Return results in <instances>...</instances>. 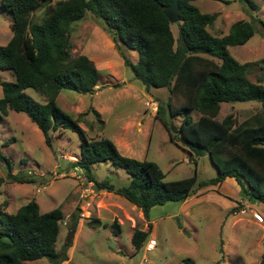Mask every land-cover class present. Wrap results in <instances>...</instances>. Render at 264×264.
Masks as SVG:
<instances>
[{"label": "trees", "instance_id": "16d2710c", "mask_svg": "<svg viewBox=\"0 0 264 264\" xmlns=\"http://www.w3.org/2000/svg\"><path fill=\"white\" fill-rule=\"evenodd\" d=\"M51 1L46 5L47 0H0V9L11 17V36L0 45V70L9 69L15 77L14 81L0 80V120L9 110L24 113L48 146L51 131L68 129L76 133L79 143L73 166L97 189L124 197L147 220L146 230L135 228L132 232L135 253L151 240L150 210L186 200L194 193L196 183L197 189L218 187L226 178H234L243 201L264 203V85L248 77L254 62H240L228 49L245 44L257 33L254 20L235 21L226 34L217 36L209 30L216 16L200 11L195 0ZM239 1L250 11L258 7L254 0ZM41 6V21H33L32 14ZM174 6L179 16L177 38L165 15V9ZM86 11L103 20L118 49L139 53L136 63L121 56L147 91L167 89V100L155 101L154 118L160 120L173 142L178 140L185 147L189 161L207 154L217 169L215 177L197 181L194 172L191 177L165 181L157 163L122 155L106 137L89 138L78 118L58 106L56 99L62 89L91 93L99 80L93 61L85 54L72 56L70 51V25L82 19ZM257 23L264 35V20ZM28 88L42 100L27 94L24 90ZM172 98L181 103L173 104ZM243 101H257L262 110L239 123L232 114L216 118L222 103ZM192 111L198 114L196 119H192ZM93 112L99 117L96 110ZM178 116L183 118L173 135L168 118ZM0 160L7 163V177L28 181L11 173L9 159L1 152ZM106 161L124 169L130 175L129 182L115 186L108 180L95 179L92 165ZM240 208L237 202L230 213ZM0 215V264H26L44 257L50 264H60L68 258L71 241L59 251L55 249L63 219L60 208L40 212L32 199L16 211ZM112 228L114 233L120 231L118 223ZM180 264L195 263L185 258Z\"/></svg>", "mask_w": 264, "mask_h": 264}, {"label": "rangeland", "instance_id": "374dc122", "mask_svg": "<svg viewBox=\"0 0 264 264\" xmlns=\"http://www.w3.org/2000/svg\"><path fill=\"white\" fill-rule=\"evenodd\" d=\"M254 1L258 5L255 11L248 10L239 0H195L193 3L200 11L216 16L209 28L213 35L226 34L235 21L254 20L257 33L245 44L228 49L238 61L254 62L248 77L264 85V35L257 23L258 19L264 20V0ZM43 13L44 6H41L32 14L33 21L40 22ZM10 23V15L0 9V45L11 36ZM171 29L177 38V22L171 24ZM69 31L71 55H87L100 76L93 92L62 89L56 101L63 111L78 118L89 138L106 137L122 155L157 163L165 181L191 177L194 172L197 181L216 176L217 169L207 154L196 157L195 162L189 161L185 147L176 139L173 142L160 120L154 118L155 101L167 100L169 93L165 88L147 91L134 77L121 55L136 63L139 60L136 50L118 49L103 20L90 11L72 22ZM0 80L14 81L15 77L9 69H1ZM24 91L42 100L34 90ZM172 101L175 105L181 103L180 99L172 98ZM261 110V103L257 101L222 103L216 118L221 120L232 114L239 123ZM190 115L192 119L198 117L195 111ZM182 118H168L173 135ZM49 135L48 146L38 127L22 112L9 110L0 120V152L9 159L11 173L28 180L7 177V163L0 160V214L14 212L32 199L38 203L40 212L60 208L63 219L55 242L56 251L71 241L68 258L60 264H139L142 258L148 260L146 264H180L185 258L195 264H264V226L249 223L246 214L228 216L226 213L229 202L226 197L240 196V188L233 178H226L218 190H207L204 201L185 207L191 214L189 218L177 213L179 202L154 206L149 212L152 222L149 237L155 245L149 251L142 248L135 253L132 232L135 228L147 229V220L140 209L120 195L97 189L73 166L79 143L76 133L59 129ZM91 173L98 181L105 179L115 186L125 185L130 179L124 169L109 161L93 164ZM244 205L264 215V203L247 201ZM113 223L119 224L118 233L113 232ZM26 264L50 262L44 257Z\"/></svg>", "mask_w": 264, "mask_h": 264}, {"label": "crops", "instance_id": "0c3cea01", "mask_svg": "<svg viewBox=\"0 0 264 264\" xmlns=\"http://www.w3.org/2000/svg\"><path fill=\"white\" fill-rule=\"evenodd\" d=\"M73 168H77V167H73ZM234 179V178H233ZM235 180V179H234ZM223 183V182H222ZM222 183L218 186V187H216V186H211L210 188H204V189H196L195 191H194V193H193V195L192 196H190L189 198H187L186 200H184V201H182V202H179V206H178V208H179V212H177V213H181L184 217H186V218H189V216H191V214H189V212H188V210H187V208H185V207H187L189 204H191V203H193V202H202V201H204L205 199H206V194H207V190H209V189H216V190H218L219 188H220V186L222 185ZM237 183V182H236ZM238 185V184H237ZM239 187V186H238ZM206 192V193H205ZM227 196H229V195H227ZM224 197H226V196H224ZM227 198V200L229 201L228 202V205L226 206V208H227V210H226V213H227V215L228 216H235V215H241V214H243V213H240V212H233V213H231V215H229V213H230V210L233 208V207H235L236 205H237V202H240V204L242 205H244V204H246V201H242V199H241V197L239 196V197H235V198H233V199H230V197H226ZM244 200V199H243ZM242 205V206H243ZM17 210V209H16ZM15 210V211H16ZM247 215V218L250 220L249 221V223H251V224H256V225H258L259 227H263L264 226V223L263 224H258V223H256L252 218H251V215H249V214H246ZM233 221V220H232ZM262 234L264 235V232H262ZM150 236V235H149ZM150 239H153V238H151L150 237Z\"/></svg>", "mask_w": 264, "mask_h": 264}, {"label": "built area", "instance_id": "2783aa9c", "mask_svg": "<svg viewBox=\"0 0 264 264\" xmlns=\"http://www.w3.org/2000/svg\"><path fill=\"white\" fill-rule=\"evenodd\" d=\"M154 109H156V106L154 107ZM36 191L39 192L40 189H37ZM242 205H241V208L238 211H236V212H240V213H243V214L251 215V218L258 224H263L264 223V215L260 211H257V210H255L252 207H247L246 205H243V206ZM154 245H155V242H153V240H150L145 245L144 248L147 251H149V250H151L154 247ZM146 263H148V260L146 258H142L141 261L139 262V264H146Z\"/></svg>", "mask_w": 264, "mask_h": 264}, {"label": "water", "instance_id": "95a60500", "mask_svg": "<svg viewBox=\"0 0 264 264\" xmlns=\"http://www.w3.org/2000/svg\"><path fill=\"white\" fill-rule=\"evenodd\" d=\"M51 0H47V2H50ZM165 15L167 16L169 22L175 23L179 21V16L177 14V7H168L165 9ZM78 217V214L76 215V218Z\"/></svg>", "mask_w": 264, "mask_h": 264}, {"label": "clouds", "instance_id": "9594fccd", "mask_svg": "<svg viewBox=\"0 0 264 264\" xmlns=\"http://www.w3.org/2000/svg\"><path fill=\"white\" fill-rule=\"evenodd\" d=\"M156 111V110H155Z\"/></svg>", "mask_w": 264, "mask_h": 264}]
</instances>
